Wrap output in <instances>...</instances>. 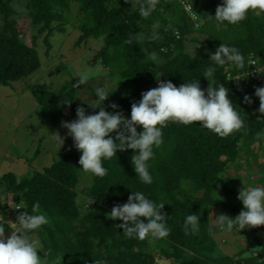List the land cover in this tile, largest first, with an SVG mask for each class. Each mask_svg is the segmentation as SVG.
Masks as SVG:
<instances>
[{"label":"trees","instance_id":"trees-1","mask_svg":"<svg viewBox=\"0 0 264 264\" xmlns=\"http://www.w3.org/2000/svg\"><path fill=\"white\" fill-rule=\"evenodd\" d=\"M23 2L22 8L16 10L9 0H0V86L13 84L40 69L38 36L48 31L45 44L50 49L49 37L55 30L65 31L63 27L68 22H73L79 31L78 43L103 41L94 63L101 60L111 68L112 77L125 91L108 96L104 106L108 111L122 112L126 118H130L131 104L141 99L144 89L150 85L156 87L159 80H170L179 86L199 78L201 88L206 89L209 82L202 74L213 63L210 53L222 42L243 54L244 70L253 59L264 69V13L257 15L249 11L239 24L220 23L224 28L217 30L213 18L217 0H192L193 16L186 13L181 0H160L156 11L147 19L141 18L126 0ZM74 5L78 7L77 15L71 13ZM17 12L24 14L27 26H20ZM197 24L202 27L197 28ZM32 28L37 30L35 34H31ZM199 31L204 32L207 42L205 50L192 59L185 54L186 40L190 37L196 44ZM153 33L158 34L155 40L151 39ZM152 52L158 55L159 64L149 59ZM229 65L217 68L215 84L223 83L229 88L230 99L245 121L244 127L221 138L201 127L200 122L187 126L169 122L163 129L164 143L154 149L155 156L149 162L151 185L141 183L136 176L131 149H118L116 156L104 161L108 172L102 178L78 169L81 167L78 150H58L51 165L35 170L19 184L13 172L0 177V186L12 194V213L17 206L28 209L22 208L18 214L30 213L32 205L39 203L49 216L50 224L29 233L31 238L38 237L44 264H157V256L151 252L153 246L161 247L163 260L175 264H264V258L260 261L256 256L244 258L242 251L234 256L218 254V243L210 228V207L227 210L231 217L243 209L238 199L242 188L237 185L241 175L237 174L233 183L227 176L231 164L238 170L243 167L242 155L253 158L259 167L260 182L264 184V161L259 162L260 152L264 156V114L257 111L259 98L254 95L252 85H238L228 78L229 72L243 69L232 70ZM73 84L68 82L60 90H51L46 83L30 86L28 91L33 92L41 106L42 124L57 125L68 107L76 110ZM245 95L251 96V104L244 102ZM112 103L118 108L108 107ZM81 106L87 114L98 112L86 104ZM141 130L138 126L137 131ZM34 159L35 156L31 157ZM245 163L252 172L248 159ZM87 175L92 184L84 189L85 197L81 199L77 188L81 177ZM131 191H142L150 199L164 202L163 211L170 217L168 237L129 239L116 226L122 221L108 218L112 206L127 202ZM200 191L201 197L192 193ZM190 212L200 216V231L196 235H185L183 231V218ZM252 230L254 243L258 241L260 227ZM259 251L264 256L263 244Z\"/></svg>","mask_w":264,"mask_h":264},{"label":"clouds","instance_id":"clouds-1","mask_svg":"<svg viewBox=\"0 0 264 264\" xmlns=\"http://www.w3.org/2000/svg\"><path fill=\"white\" fill-rule=\"evenodd\" d=\"M126 2L132 5L133 10L141 18L147 19L156 11L160 0ZM217 2L213 18L219 23L236 25L246 19L249 11H254L257 15L264 13V0H217ZM186 13L193 16V10ZM199 26L196 25L197 28ZM157 38L158 34L153 33L151 39ZM198 45H187L185 54L195 59L197 56L195 49ZM149 59L155 64L161 62L155 52L149 55ZM209 59L213 63L202 74L209 82L206 89L201 88L199 78L190 79L179 86L170 80H159L156 87L142 92L141 99L131 104L130 118H126L122 112L106 110L104 101L113 90L106 87L95 88L96 98L92 99L94 103L88 104L93 109L99 107V111L86 114L85 108L78 106L76 118L70 122H62V127L67 129L66 135L71 137L73 146L81 153L78 161L81 167L78 169L102 178L108 172L103 162L116 156L118 149L121 151L131 149L134 152L131 162L136 176L141 183L151 185L153 176L149 171V162L155 156L154 149L164 143L163 129L169 122L185 126L200 122L201 127L221 138L241 130L245 121L230 99L229 88L223 83L215 84L217 81L215 73L218 67L222 68L226 64H230L229 68L233 66L234 69L244 70L245 57L236 47L222 42L210 53ZM240 71L242 70L238 72ZM78 77L73 87L85 85L90 78L87 74ZM254 95L259 98L257 111L264 114V86L256 87ZM244 102L251 104L253 102L251 96L245 95ZM108 107L116 109L118 105L112 103ZM138 126L142 127L139 132ZM112 133H115V136L111 135ZM55 139L60 147L65 142V138L58 134ZM21 182L22 176L17 175L16 183ZM238 199L242 202L243 209L235 217L223 213L217 215L210 228L231 233L234 230L241 232L245 228L264 225V186L244 185L238 192ZM13 208L27 209L24 206ZM163 208L164 202H156L142 191H131L127 202L114 204L107 216L113 221H122L116 226L122 228L123 234L129 239L159 240L168 237L171 232L167 223L170 217ZM16 222L17 227L12 229L10 236L7 237L4 234L5 228L0 227V264H44L39 254L40 243L33 240L29 233L50 224L49 216L41 210L39 203H34L30 213L29 211L19 213ZM200 223L198 214L191 212L186 214L183 218L185 235L198 234Z\"/></svg>","mask_w":264,"mask_h":264},{"label":"rangeland","instance_id":"rangeland-1","mask_svg":"<svg viewBox=\"0 0 264 264\" xmlns=\"http://www.w3.org/2000/svg\"><path fill=\"white\" fill-rule=\"evenodd\" d=\"M13 7L18 10L24 5L23 0H9ZM176 2V1H175ZM71 13L78 14V7L73 6ZM20 26H27L28 21L23 13H16ZM2 20L0 19V25ZM57 24V23H56ZM66 24V23H65ZM216 29H222L219 22L215 23ZM145 28V25H143ZM170 27V26H168ZM202 26H199L201 28ZM23 28V27H22ZM63 28L65 31L55 30L49 37V42L52 48H48L45 44V38L48 31L41 33L37 40V49L41 56V68L31 75L11 83L8 86H0V177L8 172H13L21 175L22 179L32 175L35 170H41L46 166L51 165L56 159L55 153L58 150L70 152L77 151L73 146L71 137L66 135L67 129L62 127L63 121H71L76 118V110L68 107L64 112L63 120L57 125L42 124L39 118L41 106L34 94L30 90L32 84L46 83L51 90H60L68 82L76 83L78 76L87 74L90 78L85 85L75 87L76 90V108L82 104H86L93 109L90 104L94 103V90L97 87H106L113 90L108 96L114 94H124V88L111 75V68L104 66L99 60L94 63L95 55L104 45L103 41L91 40L89 43H78L79 31L73 22H68ZM36 29L32 28L31 34H35ZM201 32V33H200ZM209 32L206 31V34ZM199 41L195 44L187 37V45H198L195 49L196 53L205 50L207 40L204 32L199 31L196 34ZM30 42V41H29ZM32 43V42H30ZM154 85L147 86L144 91L150 90ZM87 102V103H86ZM99 111V107L93 109ZM87 114V113H86ZM55 125V126H54ZM65 138L64 144L60 147L56 141V135ZM39 150V154H37ZM260 149L257 151L259 152ZM261 154V152H260ZM259 154V162L264 161V156ZM35 156L32 161L31 157ZM251 163V171H248L245 160ZM243 167L239 170L235 169L232 164L227 169L229 171L230 183L236 181L237 174L241 175V180L237 183L238 187L243 188L248 186H264L260 182L258 173L259 167L254 164L252 157H247L245 154L240 158ZM254 170V172H253ZM226 174V172L224 173ZM92 184L90 176H82L77 192L85 197L84 189ZM191 192V191H188ZM194 196H202L203 193L192 192ZM12 194L7 192L5 188L0 186V227L5 228V237L10 236L12 229L17 227V212L21 208L16 209L12 213L10 206L12 203ZM20 207V206H17ZM227 214V210L221 211L220 207H210V222H214V218L219 214ZM260 227L258 241L253 243L252 228H245L231 233L220 232L216 228H212L215 240L217 241V253L221 255L234 256L238 252H243V257H254L260 261L264 258L262 255V244L264 245V225ZM33 240L38 241L37 235H34ZM40 243V242H39ZM253 243V244H252ZM252 244V245H251ZM251 245V247H250ZM250 247V248H249ZM249 248V249H248ZM161 247L153 246L151 252L157 256V264H175L163 260L160 256Z\"/></svg>","mask_w":264,"mask_h":264},{"label":"built area","instance_id":"built-area-1","mask_svg":"<svg viewBox=\"0 0 264 264\" xmlns=\"http://www.w3.org/2000/svg\"><path fill=\"white\" fill-rule=\"evenodd\" d=\"M181 3L187 12H192V0H181ZM230 69L233 70L234 67L232 66ZM261 71H264V69L259 65V63H257L255 59H253L246 70H242L237 73L229 72L228 78L239 77L238 79H233L238 85L251 84L252 87L255 89L256 87L264 86V72ZM17 215L19 214L17 213Z\"/></svg>","mask_w":264,"mask_h":264}]
</instances>
